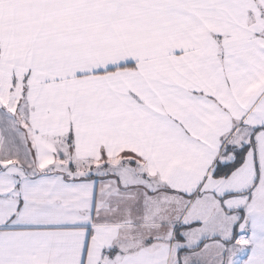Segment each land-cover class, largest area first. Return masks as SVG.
<instances>
[{"label":"snow or ice","instance_id":"obj_1","mask_svg":"<svg viewBox=\"0 0 264 264\" xmlns=\"http://www.w3.org/2000/svg\"><path fill=\"white\" fill-rule=\"evenodd\" d=\"M0 264H264V0H0Z\"/></svg>","mask_w":264,"mask_h":264}]
</instances>
